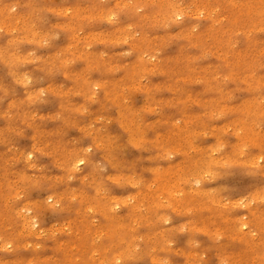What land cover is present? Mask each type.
Returning <instances> with one entry per match:
<instances>
[{
    "label": "rangeland",
    "instance_id": "374dc122",
    "mask_svg": "<svg viewBox=\"0 0 264 264\" xmlns=\"http://www.w3.org/2000/svg\"><path fill=\"white\" fill-rule=\"evenodd\" d=\"M164 1L169 2V7ZM241 3L243 0H0V128L10 130L8 137L0 140V264H66L65 253L79 264H101V250L94 243L108 248L111 245L99 233V224L106 223V215L81 204H74L71 209L62 208L55 203V195L59 197L70 183L84 186L91 192L92 186L100 181L102 195L118 194V185L104 176L121 172L125 161L133 154L134 148L125 143L127 136L115 122L119 115L117 106L123 103L102 99L99 87L96 95L91 97L66 95V87L75 85L66 74L75 69L81 73L80 78H90L85 76L88 61L77 56L68 61L69 68L68 62L64 68L61 62L52 64L51 57L78 41L86 50L96 54L95 59L89 58L90 63L93 61L89 71L91 78L103 81H117L125 71L118 68L127 64H141L149 69L153 67L151 62L157 60L171 65L174 55L189 57L203 75L180 77L177 71L175 78L171 79L158 72L139 73V80L129 84L132 87L127 90L131 104L142 105L144 87L150 80L159 83L156 87L161 96L173 92L182 97L194 96L186 104L192 114L204 111V105L198 104L197 98L217 97L223 104H237L259 87L252 82H242L239 75L218 78V73H225L226 64L230 66L234 61L231 60L232 54L222 53L219 41L211 39L208 34L215 18L222 20L224 27H231L227 15ZM81 7L93 11V16L85 18L80 15L79 19H72L75 9ZM72 20L74 27L69 28ZM121 26H127L126 32L118 30ZM242 26L236 25V32L229 35L233 48L242 47L249 37L257 42L263 38V32L252 30L247 33ZM197 32H201L202 38L192 39ZM85 36L87 42H81L80 38ZM137 45L142 46V50ZM5 48H12L14 56H19L13 61L15 66L3 60L1 52ZM253 53L247 59L252 64L249 71L261 77L264 61L258 65L252 62L263 57L257 54L250 57ZM140 56L143 63H137ZM205 64L211 68L207 72L203 70ZM14 68L21 75L14 74ZM212 72L218 79L213 80ZM217 83L223 91L230 93L223 98L224 94L213 96ZM28 94L32 98L25 103ZM258 94L264 96V93ZM171 98L173 100L164 106L163 111L169 113L171 122L182 126L183 121L174 111L178 102L174 94ZM71 105L79 106V109L73 112ZM173 111L175 117H172ZM221 113V121L204 119L208 123L206 126L220 124L233 115L223 108ZM145 116L152 120L155 114L145 113ZM260 122L264 129V119ZM35 131H44V136H50V145L76 148L83 163L80 161L75 169L64 170L61 151L54 154L50 145L43 143L44 136H35ZM105 132H116V139L121 138L123 145L115 152L117 161L114 167L104 161L107 153L105 147H101L100 136ZM213 136L215 133L207 128L201 131L196 141L206 146L214 142ZM222 138V144L227 140L235 141L233 130L225 131ZM171 160L175 163L179 159L172 155L161 157L158 162L166 166ZM263 165L264 162L259 160L247 169H238L232 176L222 167L215 166V174H206L202 181L191 178L187 185L189 190L202 186L211 188L220 199V205L215 207L222 208L228 215L249 220L243 227L244 233L254 234V241L261 242L259 245L254 246L249 237L241 239V233L233 234L235 237L230 235L224 230L227 224L221 219L216 220L222 223L216 226L220 230L218 233L192 231L188 226L195 216L201 214L199 209L175 211L168 208L166 221L137 226V243L127 257L118 250L112 251L115 254L103 264H264V221L251 218L255 208H264V201L251 200L254 186L264 188V176L257 175ZM85 171L91 176L77 181L73 179L74 175ZM148 180L140 181L139 186ZM67 199L65 197L64 203L71 206ZM26 200L36 201V207L23 206L21 202ZM231 200L238 201V205H232ZM127 211L128 208L117 209L119 215H125ZM77 230L82 234L89 233L84 245L80 243ZM154 230L164 233V244L170 251L162 252L159 246L153 247ZM225 255L230 257L229 261L225 260Z\"/></svg>",
    "mask_w": 264,
    "mask_h": 264
},
{
    "label": "bare ground",
    "instance_id": "6f19581e",
    "mask_svg": "<svg viewBox=\"0 0 264 264\" xmlns=\"http://www.w3.org/2000/svg\"><path fill=\"white\" fill-rule=\"evenodd\" d=\"M163 3L166 7H169L168 1H164ZM209 7L210 5L207 6V8ZM75 10L76 13L72 18L74 20L79 19L80 15H83L85 18H90L94 14L93 11L87 8L81 7ZM227 16L231 20V27H224L223 21L215 18V22L210 26L208 34L211 39L219 41L222 53L226 55L232 54L231 60L234 61L230 66L226 64L225 73H218V78L239 75L242 82L255 83L259 88L256 92H252L255 93L254 95H251V93L237 104H223V102H219L217 97L197 98L198 104L204 105V111L197 112L196 114L189 113L188 107L186 109V104L192 101L194 96L188 95L182 97L177 96V92H173L172 95H175L174 99L178 102L176 104L178 108L174 111H177V116L183 121L184 125L182 126L171 122L169 113L163 111L165 109L164 106L168 102H171L173 98H171L172 95H160L161 93L156 87L159 84L158 82L150 80L146 88L144 87V99L140 107L131 104L128 99L127 90L132 87L129 84L139 80V73L158 72L173 79L178 71L180 77L190 74L200 77L203 75V71H200V68H197L194 61L189 57L174 55L171 57V62H173L171 65H167L162 60H157L151 62L153 63V67L149 69L142 67L141 64H127L118 68L119 70L125 71L117 81H103L91 78L92 74H89V71L91 70L90 67H92L93 61L90 63L89 58L95 59L96 54L86 50L78 41L75 44H69L62 52L51 57L50 61L52 64L61 62L64 68L69 60L77 56L84 62L88 61L89 65L86 68L87 72L85 76H89L90 78H80L81 73L72 69L66 75L73 80L75 85L66 87L65 94H79L84 97H91L96 95V88L99 87L101 88L100 97L102 99L122 102V105L118 104L117 106L119 107V115L115 118V122L127 136L125 143L134 148L132 156L125 161L121 172L117 174L110 173L104 176L105 179L113 181L118 185V194L102 195V182L100 181L95 186H92L91 192L84 186L77 187L73 186L75 183H70V185L63 189V192L59 193L61 194L59 195L60 198L55 195V203H59L62 208L71 209L74 204H81L93 212L97 210L100 214L106 215V223L99 224V233L100 236H105L104 238L108 239L111 245L108 248L94 243V246L98 250H101L102 260L99 259V261L108 263L110 256L115 254L112 251L116 250L124 256L129 255L134 249L133 247L136 246L135 243H137L136 240L138 239L139 233L137 226H140V224L152 226L158 221L161 223L166 221L168 219L166 215L168 208L171 210L174 209L175 211L176 209H199L201 214L195 216L188 226L192 231L204 234H210L211 231L218 233L217 231L220 230L216 226L222 223L216 220L221 219L227 224L224 230L229 231L230 235L241 233L243 235L241 239H247L249 237L250 242L251 240L252 242L254 241V234L248 235L243 230V227L248 225L249 220L247 221L243 217L228 215L222 211V208L221 210L216 208L215 206L217 204L220 205V199L211 188L202 186L193 190L187 189L188 182L191 178L202 181L206 174H215L217 172V170H214L215 166L222 167L232 176L238 169H247L256 162H259V160L264 162V129L261 127L260 122L264 119V96L258 94L264 93V74L261 77L258 74H251L249 70L252 64L247 60L251 52L255 53L251 54L250 57L257 54L264 58V0H243V3ZM147 20L151 21L149 16H147ZM238 24H243L242 29L247 33L252 30L255 32H263V38L257 42V39L249 37L242 47L237 49L233 48L230 45L231 37L229 35H233L236 32L234 27ZM73 27L74 22L72 20L69 28ZM126 28L127 26H121L118 27V30L124 33L126 32ZM201 38V32H197L192 36L194 40H200ZM87 39V36L80 38L81 42H87ZM136 47L142 50V46L137 45ZM4 50L1 52L3 60L7 61L9 65L15 66L16 62L13 61L17 60L19 56H14L15 51L12 48H5ZM237 53L240 54L236 56ZM263 58H255L252 63L254 65L261 64L264 61ZM139 59L140 61L137 63H143V57L140 56ZM67 65V68H69V62ZM210 69L208 64L203 66L204 72ZM12 72L21 75L16 68ZM212 77L213 80L218 79L213 72ZM121 91H127V93H121ZM213 92V96H221L224 94L221 96L222 98L230 93L228 90L223 91L218 83L215 85ZM31 98L32 95L28 94L24 100L25 103ZM72 107L74 108L73 112L79 109V106L73 105ZM222 108L231 112L233 114L232 117L220 124L207 127L206 125L208 123L204 119L207 118L211 121H221L223 119L221 116ZM174 111L172 117H175ZM145 113H154L155 116L152 120H149L146 118ZM171 125H173L172 128L170 127ZM207 128L215 133L216 136H213L214 138L212 137L214 140L213 143L201 146L196 140L201 134V131ZM228 129L233 130L235 141L227 140V142L222 144V135ZM9 131L8 128H0L1 141H4L8 137ZM35 132V136H44V131L43 133L40 131ZM49 137L44 136L43 143L46 146L50 145ZM100 140L101 147H105L104 152L107 153L104 161L114 167L117 161L115 152L123 146L120 142L121 138L116 139V132H105L103 136H100ZM252 148H255V151H252ZM50 149H52L54 154L61 151L64 170L75 169L78 162L82 161L79 158L80 152L76 148L65 149V147H57L56 144H52L50 145ZM20 153L25 155V152ZM172 155L178 157L179 160L175 163L171 160L166 166L158 162V160H161V157L168 158ZM257 175L264 176V165L258 169ZM88 176H91V174L85 171L74 175L73 179L77 181V179L82 177L86 179ZM145 179L149 180L146 183L144 182V185L139 186V182ZM26 180L27 178H25L24 182ZM30 181L32 182V180ZM251 193L252 201H264V188L254 186ZM2 197H5L4 193ZM65 197L68 198L67 201L71 202V206L64 203ZM22 203L23 206H29L30 209L35 208L37 204L34 200H26ZM230 203L235 206L238 205V201L231 200ZM118 208L124 210L128 208V211L125 215H119L117 212ZM27 218H30V216ZM251 218L253 220L257 219V222L264 221V208H255L251 213ZM81 220L82 223L85 222L83 218ZM154 231V241L152 239L153 247L159 246V250L162 252L170 251L164 244V233L159 230ZM78 234L80 243L84 245V240L89 233L85 232L82 234L78 231ZM83 235L84 237H79ZM260 243L254 241V246ZM64 257L66 264H79L75 258H71L67 253H65ZM224 257H226L225 260L229 261L230 257L226 255Z\"/></svg>",
    "mask_w": 264,
    "mask_h": 264
},
{
    "label": "snow or ice",
    "instance_id": "6c2138e0",
    "mask_svg": "<svg viewBox=\"0 0 264 264\" xmlns=\"http://www.w3.org/2000/svg\"><path fill=\"white\" fill-rule=\"evenodd\" d=\"M179 18V17H178ZM81 163H83V161H81Z\"/></svg>",
    "mask_w": 264,
    "mask_h": 264
}]
</instances>
